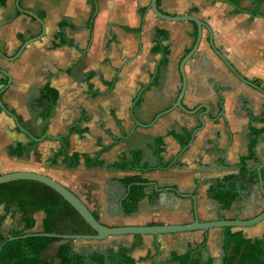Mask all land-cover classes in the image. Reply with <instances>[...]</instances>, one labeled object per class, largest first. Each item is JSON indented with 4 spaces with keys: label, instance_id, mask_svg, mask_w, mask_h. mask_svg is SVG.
Instances as JSON below:
<instances>
[{
    "label": "crops",
    "instance_id": "obj_1",
    "mask_svg": "<svg viewBox=\"0 0 264 264\" xmlns=\"http://www.w3.org/2000/svg\"><path fill=\"white\" fill-rule=\"evenodd\" d=\"M232 1L158 0L157 6L164 15L194 16L204 23L214 49L241 78L240 66L254 71L252 79L247 77L250 81L243 79L254 86L255 80H262L256 87L264 92V68L256 69L254 57L246 53L244 58L240 45L234 44L239 16L249 22L264 20V0H253V9L243 13H235ZM149 4L150 0H0V101L40 139L32 142L0 110V176H45L72 192L106 227L188 225L194 220V204L201 223L250 220L264 212L258 184L260 173L264 190V94L234 77L202 30L198 48L184 66L182 106L196 113L174 109L155 119L176 101L179 64L197 32L189 22L159 20ZM157 30L167 35L161 42L165 56L154 51ZM30 40L34 41L11 60ZM46 87L57 93L50 112L43 97ZM62 140L67 157L78 155L77 166H69L63 156L51 164ZM17 149L21 156L13 153ZM250 152L253 157L246 166L253 179L248 192L223 209L212 199L210 186L237 175L240 159ZM133 153L141 155L140 169L118 168L130 163ZM96 159L100 165L86 166V160ZM133 177L145 181L144 197L134 213L125 215L122 203L128 189L120 181ZM16 211V205L0 206L4 234L21 228ZM26 218L33 228L24 234L42 232L43 212L28 210ZM226 229L239 232L246 244L236 256L223 249L225 229L72 241L70 254L87 264L93 256H102L108 264L107 253L123 248L132 249L135 264H179L176 258L186 253L199 264H236L264 236V222ZM66 243L47 247L46 264H58V248Z\"/></svg>",
    "mask_w": 264,
    "mask_h": 264
},
{
    "label": "trees",
    "instance_id": "obj_2",
    "mask_svg": "<svg viewBox=\"0 0 264 264\" xmlns=\"http://www.w3.org/2000/svg\"><path fill=\"white\" fill-rule=\"evenodd\" d=\"M225 1V0H221ZM234 6L235 13H243L238 8L237 1L229 2ZM251 15H256L252 13ZM166 33L160 30L156 31L155 41L156 46L154 51L161 52L164 56L168 54L167 50L161 46V42L166 39ZM196 36V33H195ZM162 61L161 63H164ZM257 86V85H256ZM43 97L48 101L49 112L52 110L56 100L57 93L49 87L44 88ZM61 149L56 154L51 162L53 164L57 157L63 156L64 161L69 166H77L78 155L67 157V145L64 140L61 141ZM159 145V143H158ZM157 146V142H156ZM253 146H250V151ZM104 149L101 150V152ZM100 152V153H101ZM13 153L21 156L20 151L17 149ZM100 154H98L99 156ZM159 151H156V156ZM253 157L250 152L249 156L242 157L239 161V173L235 176H226L220 180L212 183L210 186V195L214 201L227 209L237 198H243L248 192L252 183V172L247 168L246 162ZM140 153L132 154V161L130 163L122 162L118 168L123 170H136L140 169ZM86 166H98L101 163L96 160H86ZM120 183L127 188V194L123 200L122 206L125 215H131L137 209L138 203L144 197L145 181L133 177L126 178ZM16 205L17 215L21 220V228L19 230H11L8 232L12 238H18L25 232L33 228V223L26 217L28 210L41 211L45 214L42 223V232L49 235L60 236H91L95 233L91 228L82 220V218L71 208L58 194L49 189L48 187L31 181H18L8 183L0 186V206ZM98 221V218L94 216ZM230 229H225L227 234L224 237L223 249L226 253L234 254L240 253V250L246 247L244 240L239 232L234 234L229 233ZM0 231V264H46L43 259V253L47 247L53 243L62 242V240L54 238H27L8 240V236ZM203 243L200 247H204ZM132 249L120 248L117 251H109L107 253L108 264H135L131 258ZM70 242L61 245L58 248L56 259L58 264H87V262L77 256H71ZM176 260L179 264H199L196 260L191 258V253H186ZM91 264H104L102 256L95 255L90 258ZM236 264H264V236L260 242H254L248 247L246 254L241 255Z\"/></svg>",
    "mask_w": 264,
    "mask_h": 264
},
{
    "label": "water",
    "instance_id": "obj_3",
    "mask_svg": "<svg viewBox=\"0 0 264 264\" xmlns=\"http://www.w3.org/2000/svg\"><path fill=\"white\" fill-rule=\"evenodd\" d=\"M158 0H150L149 9L152 12V14L158 18L161 21L170 22V23H182V22H189L193 24L196 27V37L194 44L191 48V50L184 56V58L181 60L179 64V74L181 77V88L179 91V94L176 98L175 103L173 106L167 110L166 112H163L159 114L155 119H158L161 115H164L168 113L171 110L178 109L186 114H195L196 112H190L186 110L182 106V98L186 91V78L184 75V66L185 64L192 58L193 54L198 48V45L201 40L202 30H206L209 35V45L211 47V50L214 52V54L225 64V66L232 72L233 75H235L238 80L243 82L246 85L251 86L253 89L258 90L262 94L260 89H258L256 86L251 85L247 81H245L243 78H241L236 71L228 64V62L225 61V59L214 49L212 44V33L210 29L202 22H200L196 17L194 16H180V17H171L162 14L158 10L157 6ZM27 16L37 21L41 28L43 29V24L32 14L26 13ZM34 40H30L23 44L21 48L19 49L18 53L15 55V57L11 60L16 59L24 50L26 46H28L30 43H32ZM6 78L9 80V77L5 74ZM9 85V81L7 86ZM6 86V87H7ZM200 108L205 109V113H207V107L201 106ZM0 110L8 117H10L13 122L16 125V128L19 132H21L24 136L29 138L32 142H39L40 139L34 138L31 134H29L17 121L16 117L8 112L3 104L0 101ZM202 116L199 118L200 124H202ZM141 126V125H139ZM259 173V171H258ZM18 181H31V182H37L39 184H42L52 191H54L56 194H58L71 208L74 209V211L82 218V220L91 228V230L95 233L91 236H60V235H49L44 233H27L23 234L22 236L18 238H12L9 235L8 240H16V239H27V238H36V237H43V238H54L59 239L62 241L72 242V241H80V240H94V241H103L111 237H120V236H158V235H165V234H180V233H190V232H208L210 230L214 229H221L224 230L226 228H249L255 225H258L262 222H264V212L259 214L258 216L250 219V220H233V221H214V222H206L201 223L197 219L196 214V206L194 204V220L192 223L188 225L183 226H131V227H106L102 224H100L94 217V215L87 209V207L81 202L79 198H77L72 192L61 186L60 184L56 183L55 181L34 173L29 172H16L11 173L7 175L0 176V186L8 183L18 182ZM258 184L259 189L261 192V195L264 198V190L262 188V181L260 177V173L258 174Z\"/></svg>",
    "mask_w": 264,
    "mask_h": 264
},
{
    "label": "rangeland",
    "instance_id": "obj_4",
    "mask_svg": "<svg viewBox=\"0 0 264 264\" xmlns=\"http://www.w3.org/2000/svg\"><path fill=\"white\" fill-rule=\"evenodd\" d=\"M239 3L242 11L253 9V0H239ZM260 11L264 13V5L261 6ZM239 18V27L234 32V44L240 45V50L244 54V58L246 53L252 55L256 61L255 68L261 71L264 68L262 64L264 62V20L249 22L245 17L239 16ZM254 48L257 49L252 52ZM240 68L242 69V77L244 79L248 80V78L250 79L253 76L254 71L251 73L247 65L240 66ZM254 84L257 86L259 84L261 87L262 80H255Z\"/></svg>",
    "mask_w": 264,
    "mask_h": 264
},
{
    "label": "flooded vegetation",
    "instance_id": "obj_5",
    "mask_svg": "<svg viewBox=\"0 0 264 264\" xmlns=\"http://www.w3.org/2000/svg\"><path fill=\"white\" fill-rule=\"evenodd\" d=\"M235 71V70H234ZM235 78H237L235 75H234ZM238 79V78H237Z\"/></svg>",
    "mask_w": 264,
    "mask_h": 264
}]
</instances>
